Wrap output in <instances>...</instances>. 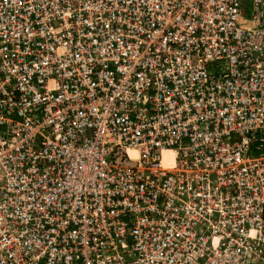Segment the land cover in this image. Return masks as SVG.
Wrapping results in <instances>:
<instances>
[{"label": "built area", "instance_id": "built-area-1", "mask_svg": "<svg viewBox=\"0 0 264 264\" xmlns=\"http://www.w3.org/2000/svg\"><path fill=\"white\" fill-rule=\"evenodd\" d=\"M0 264H264V0H0Z\"/></svg>", "mask_w": 264, "mask_h": 264}]
</instances>
